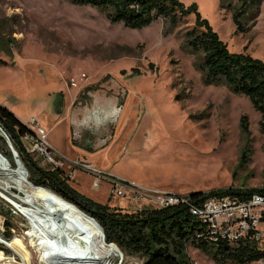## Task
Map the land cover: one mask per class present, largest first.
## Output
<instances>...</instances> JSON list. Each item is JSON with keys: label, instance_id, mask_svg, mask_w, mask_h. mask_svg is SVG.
I'll return each instance as SVG.
<instances>
[{"label": "rangeland", "instance_id": "1", "mask_svg": "<svg viewBox=\"0 0 264 264\" xmlns=\"http://www.w3.org/2000/svg\"><path fill=\"white\" fill-rule=\"evenodd\" d=\"M179 1L189 13L168 31L162 18L129 28L71 0H0V58L6 61L0 65V105L27 127L35 118L60 153L130 181L182 195L264 188L260 113L245 95L206 83L195 55L183 46L184 33L205 22L230 52L264 64V0L254 20L253 10H244L242 31L235 27L233 12L249 0ZM243 116L248 134L241 130ZM32 159L47 167L34 154ZM0 169L1 186L26 182L35 187L1 123ZM73 179L70 185L86 186L92 200L117 208L118 201L103 195L105 184L93 190L89 178ZM14 196L26 200L0 190V264H43L34 250L39 241L29 231L32 222L43 218L35 210L29 213ZM122 210L133 211L130 206ZM70 243L65 248H73ZM118 250L120 258L108 257L109 264L144 261ZM187 253L200 264H215L193 246Z\"/></svg>", "mask_w": 264, "mask_h": 264}, {"label": "trees", "instance_id": "2", "mask_svg": "<svg viewBox=\"0 0 264 264\" xmlns=\"http://www.w3.org/2000/svg\"><path fill=\"white\" fill-rule=\"evenodd\" d=\"M249 1L250 3H241V8L234 9L233 22L239 31L244 29L241 21L244 10L248 8L253 10L254 14L251 16L253 20L256 17L255 13L259 11L260 0ZM71 2L95 7L111 22H121L126 27L137 29L162 18L170 31L189 13V9H186L179 0H71ZM183 46L185 50L195 55V66L202 72L206 83L224 84L232 92L249 98L253 107L260 113L259 128L264 133V64L248 55L230 52L205 22L198 21L184 33ZM5 64L6 61L0 58V65ZM0 123L20 160L28 172L32 173L33 176H30L29 180L35 187L42 188L52 195H55L53 193L55 192L93 217L101 226L107 244L114 243L122 251L143 256L142 264H190L187 253L189 246L206 254L215 264H248L264 259L263 245L249 238L240 240L234 246L222 240L213 243L197 239L195 235L197 231H201V223L183 205L141 214H127L107 204L93 201L72 188L57 172L37 165L32 159L33 154L26 153L22 146L21 137L27 128L2 105ZM241 130L245 134L249 133L248 120L245 116L241 119ZM7 156L11 159V151H8ZM254 193L264 195V188H226L190 192L188 196L194 202L200 203L214 195L234 194L245 199ZM65 200L63 202H66ZM79 209L77 210L82 213ZM85 213L82 214L88 219L76 215L86 221L95 222ZM4 237L9 238L8 235Z\"/></svg>", "mask_w": 264, "mask_h": 264}, {"label": "built area", "instance_id": "3", "mask_svg": "<svg viewBox=\"0 0 264 264\" xmlns=\"http://www.w3.org/2000/svg\"><path fill=\"white\" fill-rule=\"evenodd\" d=\"M25 127L27 131L21 139L27 143L30 154L40 158L42 163L65 180H71L76 173L82 172L91 178L92 189L98 190L105 184L109 198L118 201L115 209L121 213L141 214L183 205L201 223V231H197L195 235L197 239L213 243L222 240L232 246L245 238L259 245L264 243V195L254 193L241 199L234 194H221L196 203L188 194H177L130 181L98 168L88 160L60 153L51 146L45 129L33 117L29 119L28 127ZM124 206H130L133 211L122 210ZM114 246L117 253L110 257L117 260L120 258V251L117 245ZM190 264L200 263L190 259ZM258 264H264V259L259 260Z\"/></svg>", "mask_w": 264, "mask_h": 264}, {"label": "bare ground", "instance_id": "4", "mask_svg": "<svg viewBox=\"0 0 264 264\" xmlns=\"http://www.w3.org/2000/svg\"><path fill=\"white\" fill-rule=\"evenodd\" d=\"M1 172L2 170L0 169V177L2 178L4 174L2 175ZM13 174L15 176L19 175V171ZM5 182L9 183L8 181ZM20 183H14L13 187H9V184L0 185V190L4 192L8 190L14 191L19 197L26 196V200H21L15 196L14 198H16L18 204L29 208L27 209L29 213L35 210L39 213L35 215L43 218L38 223L32 222L29 227L32 239L39 241L38 247L34 248V250L38 253L39 260L43 264H109L107 258L115 255L117 250L114 244L104 243L105 241L103 240L104 238L102 239L103 235L99 227L90 221L80 218L46 192L29 184L31 191H26L25 189L29 188L25 185L26 182ZM41 225H45L51 232L43 231ZM50 234L55 235V239L58 236V241L53 240L54 238L50 239V236H47ZM68 239H71V241H68ZM55 241L61 244L57 246ZM79 241L81 242L79 243ZM84 241H87V245L84 244ZM5 242L8 245L7 241ZM69 242H71L70 244L73 248H69V246L65 248ZM31 243L33 247V242ZM61 246H64V248Z\"/></svg>", "mask_w": 264, "mask_h": 264}, {"label": "crops", "instance_id": "5", "mask_svg": "<svg viewBox=\"0 0 264 264\" xmlns=\"http://www.w3.org/2000/svg\"><path fill=\"white\" fill-rule=\"evenodd\" d=\"M38 160H40L39 158H38ZM41 168H43V169H49V167L47 166V167H45L43 164H42V167ZM78 175H81L82 177H84V178H89L90 179V181H91V178L88 176V175H86V174H84V173H82V172H79V173H76L75 175H74V179H76L77 178V176ZM73 179V180H74ZM69 181H71V180H66V182L70 185V183H69ZM81 185V184H80ZM72 188H74L76 191H78L79 193H81L82 195H84V196H86V197H88V198H90L91 199V197H90V195L88 194V188L86 187V186H84V185H81L80 187L79 186H74V185H70ZM90 188L92 189V187H91V182H90ZM105 188H106V185H105ZM94 190V189H93ZM108 195V192H107V188H106V190L104 191V193H103V195ZM94 201V200H93ZM97 202V201H96ZM100 203V202H99ZM196 249V248H195Z\"/></svg>", "mask_w": 264, "mask_h": 264}, {"label": "water", "instance_id": "6", "mask_svg": "<svg viewBox=\"0 0 264 264\" xmlns=\"http://www.w3.org/2000/svg\"><path fill=\"white\" fill-rule=\"evenodd\" d=\"M18 160V159H17ZM52 191V190H51ZM53 192V191H52ZM55 195H57L55 192H53ZM57 196H59V195H57ZM60 198H62L61 196H59ZM63 199V198H62ZM65 200V199H64ZM65 201H67V200H65ZM67 202H69V201H67ZM70 204H72V205H74L73 203H71V202H69ZM77 209H79L76 205H74ZM80 210V209H79ZM82 213H85V212H83L82 210H80ZM86 214V213H85ZM89 218H91L92 220H94L96 223H97V225H98V227L100 228V230H101V233H102V235H103V231H102V228H101V226L99 225V223L93 218V217H91L90 215H88V214H86ZM103 238H104V235H103ZM4 240H5V238H3ZM105 241V240H104Z\"/></svg>", "mask_w": 264, "mask_h": 264}, {"label": "clouds", "instance_id": "7", "mask_svg": "<svg viewBox=\"0 0 264 264\" xmlns=\"http://www.w3.org/2000/svg\"><path fill=\"white\" fill-rule=\"evenodd\" d=\"M114 111L118 113L119 112V109H115Z\"/></svg>", "mask_w": 264, "mask_h": 264}]
</instances>
